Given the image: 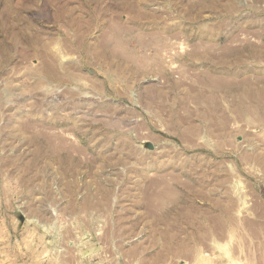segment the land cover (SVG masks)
<instances>
[{"label":"rangeland","instance_id":"374dc122","mask_svg":"<svg viewBox=\"0 0 264 264\" xmlns=\"http://www.w3.org/2000/svg\"><path fill=\"white\" fill-rule=\"evenodd\" d=\"M263 229L264 0H0V264H263Z\"/></svg>","mask_w":264,"mask_h":264},{"label":"bare ground","instance_id":"6f19581e","mask_svg":"<svg viewBox=\"0 0 264 264\" xmlns=\"http://www.w3.org/2000/svg\"><path fill=\"white\" fill-rule=\"evenodd\" d=\"M232 1H233V0H232ZM147 8H148V7H147ZM150 10H151V9H150ZM221 11H222V10H221ZM150 12H151V11H150ZM134 14H136V13H134ZM137 14H138V13H137ZM67 15H68V14H67ZM164 16H165V15H164ZM76 20H77V19H76ZM142 20H143V19H142ZM138 21H139V20H138ZM124 26H125V25H124ZM117 27H118V26H117ZM125 27H126V26H125ZM146 32H147V31H146ZM172 32H174V31H172ZM8 33H9V32H8ZM150 33H151V32H150ZM154 34H155V33H154ZM255 37H256V36H255ZM209 38H210V37H209ZM9 44H10V43H9ZM210 44H211V43H210ZM262 45H263V44H262ZM61 46H62V45H61ZM62 47H64V46H62ZM74 50H75V49H74ZM43 52H44V51H43ZM33 53H34V52H33ZM225 53H226V52H225ZM7 54H9V53L7 52ZM10 55H11V54H10ZM38 55H39V54H38ZM41 55H44V54H42V51H41ZM260 55H261V54H260ZM260 55H259V56H260ZM33 56H34V55H33ZM257 56H258V54H257ZM44 57H45V56H44ZM44 57H43V58H44ZM45 58H46V57H45ZM256 58H257V57H256ZM40 59H41V58H40ZM8 60H9V59H8ZM42 60H43V59H42ZM45 60H46V59H45ZM45 60H44V61H45ZM129 61H130V60H129ZM43 63H44V62H43ZM46 64H48V63H46ZM139 65H140V64H139ZM44 66H45L46 68H45V69L43 68L42 71L47 75L48 73H47L46 69L48 70L49 67L46 66L45 64H44ZM140 66H141V65H140ZM51 67H52V66H51ZM113 68H114V67H113ZM53 69H54V68H53ZM57 69H58V68H57ZM40 70H41V69H40ZM50 70H51V69H50ZM109 71H110V70H109ZM52 72H53V71H52ZM58 73H60V72H58ZM60 74H61V73H60ZM49 75H50V76L52 75L53 77H55L53 73H52V74H49ZM55 78H56V77H55ZM73 78H74V77H73ZM136 78H137V77H136ZM44 79H45V78H44ZM56 79H57V78H56ZM63 80H64V79H63ZM214 83H215V82H214ZM254 96H255V95H254ZM256 97H257V96H256ZM247 112H248V111H247ZM237 120H238V119H237ZM54 125H55V124H54ZM77 132H78V131H77ZM21 139H22V138H21ZM176 176H177V175H176ZM200 178H201V177H200ZM197 184H198V183H197ZM197 184H196V185H197ZM189 187H190V186H189ZM200 192H201V191H200ZM194 194H195V193H194ZM197 195H198V194H197ZM201 195H202V194H201ZM196 197H198V196H196ZM199 197H200V196H199ZM201 197H202V196H201ZM200 199H201V198H200ZM214 204H215V206H216L218 203L215 202ZM219 207H220V206H219ZM215 208H216V207H215ZM224 209H225V208H224ZM224 209L219 208V209H218L219 212L217 213V215H210V214L208 213L209 216H207V217H208L207 219H210L212 223H213V222L216 223V227H218V225H217L218 221H219V222H222V223H225L226 221L222 219V214H223L222 212H224V211H223ZM225 212H226V211H225ZM206 213H207V212H206ZM227 217H228V216H227ZM228 218H229V217H228ZM231 219H232V218H231ZM227 221H229V219H228ZM211 222H210V223H211ZM229 223H230V222H229ZM229 223H228V224H229ZM231 223H232V222H231ZM246 223H247V222H246ZM246 223H245V224H246ZM220 224H221V223H220ZM225 224H226V223H225ZM234 224H235V223H234ZM259 224H260V222H259ZM262 224H263V223H262ZM252 225H253V224H252ZM252 225H251V226H252ZM214 226H215V225H214ZM214 226H213V228H212L213 230H214ZM222 226H223V225H222ZM248 226H249V224H248ZM256 226H258V225H256ZM256 226H255V227H256ZM216 227H215V229H217ZM220 227H221V226H220ZM260 227H261V226H260ZM221 228L224 229V227H221ZM248 228H249V227H248ZM258 228H259V227H258ZM204 229H205V228H204ZM212 229H211V231H212ZM223 229H222V230H223ZM252 229H253V228H252ZM255 229H256V228H255ZM220 230H221V229L219 228V231H220ZM222 230H221L220 232H223ZM233 230H234V228H233ZM247 230H248V229H247ZM247 230H246V231H247ZM253 230H254V229H253ZM257 230L260 231L259 229H257ZM263 230H264V229H263ZM206 231H207V230H206ZM211 231H210V233H211ZM215 231H216V230H215ZM231 231H232V230H231ZM234 231H235V230H234ZM238 231H239V230H238ZM238 231H236V232L238 233ZM250 231H251V228H250ZM207 232H208V231H207ZM207 232H205V233H207ZM213 232H214V231H213ZM213 232H212V234H213ZM247 232H248V231H247ZM251 232H252V231H251ZM215 233L217 234V231H216ZM231 233H232V232H231ZM243 233H244V232H243ZM262 234H263V233H262ZM235 235H236V233H235ZM253 235H254V236H253L254 239H259V240H260V235L257 234V232L254 231V234H253ZM245 236H246V235H245ZM249 236L252 237V235H249ZM249 236H247V237H249ZM201 237H202V235H201ZM243 237H244V235H243ZM255 237H256V238H255ZM261 237H262V236H261ZM245 239H247V238H245ZM248 239H249V238H248ZM248 239H247V240H248ZM250 239H253V238H250ZM254 239H253V240H254ZM263 239H264V237H263ZM251 242H252V240H251ZM253 242H254V244H255L256 240L253 241ZM253 242H252V243H253ZM257 242H260V241H257ZM249 243H250V242H249ZM259 244H260V245H258V246H259V248H260V251L262 250V251L264 252L263 242H262V244H261V243H259ZM167 245H168V244H167ZM256 245H257V243H256ZM256 245H255V246H256ZM252 246L254 247V245L251 244V247H252ZM169 248H170V247H169ZM250 249H251V248H250ZM251 252L253 253L252 249H251ZM251 252H250V253H251ZM252 253H251V254H252ZM257 253L259 254L260 252L257 251ZM257 253H255V254H257ZM261 254H262V252H261ZM263 255H264V254H263ZM263 255L261 256V258L263 257ZM263 258H264V257H263ZM263 264H264V261H263Z\"/></svg>","mask_w":264,"mask_h":264},{"label":"water","instance_id":"95a60500","mask_svg":"<svg viewBox=\"0 0 264 264\" xmlns=\"http://www.w3.org/2000/svg\"><path fill=\"white\" fill-rule=\"evenodd\" d=\"M148 148H151V145H148Z\"/></svg>","mask_w":264,"mask_h":264}]
</instances>
